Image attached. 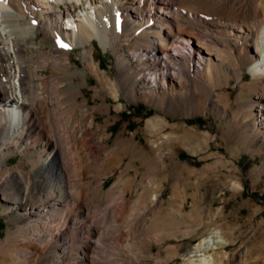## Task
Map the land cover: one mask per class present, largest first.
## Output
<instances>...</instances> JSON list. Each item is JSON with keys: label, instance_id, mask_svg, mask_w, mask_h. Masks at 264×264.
Returning a JSON list of instances; mask_svg holds the SVG:
<instances>
[{"label": "bare ground", "instance_id": "bare-ground-1", "mask_svg": "<svg viewBox=\"0 0 264 264\" xmlns=\"http://www.w3.org/2000/svg\"><path fill=\"white\" fill-rule=\"evenodd\" d=\"M59 2L70 7L84 4L83 17L74 18L68 11L56 12ZM25 16H30L31 22ZM36 29L59 44L43 52L40 64H50L51 58V62L69 65L68 51L79 43L91 46L93 38L103 50L112 51L119 67L115 82L103 72L99 74L92 54L87 65L98 75L100 83L105 84L96 87L95 94L106 92L113 99L119 92H128L124 80L131 70L128 71L130 67L123 60L131 65L146 64L139 87L143 96L156 93L160 96L164 91V98L173 95L175 88L186 90L188 84L205 96H214L209 81L215 75L236 78L241 84L243 61H247L254 76L251 84L242 85L249 92L247 114L254 115L264 130V0H0V60L3 55L6 62H0V112L14 101L21 108L20 112L0 116V130L9 140L3 146L20 143L26 152L39 153L31 163L32 170L38 173L33 180L30 170L3 171L0 181L5 183L1 196L22 217L26 224L22 236L27 241L43 248L53 246L49 264H121L120 249L131 250L136 236L146 241L148 231L131 218L124 231L133 239L124 240L120 223L134 215L125 191L103 192L101 176L84 180L94 173L93 167L101 168L117 149L107 152L108 157L103 161L107 145L97 136L99 127L89 109L85 105L76 109L79 120L73 126L66 110L59 107L56 81L38 85L33 82L35 69L24 63L31 61L30 55L25 54L24 61H20L18 54L25 47L20 36H31ZM130 43L134 48L128 47ZM232 43L237 49L231 48ZM32 89H37L34 91L38 101ZM44 104L43 112H51L44 127L45 138L24 145V136L26 140L33 139L41 130L38 131V126L31 128L34 123L29 118L34 112L28 113L39 111V106ZM102 104L109 115L110 105ZM25 106L28 110L23 112ZM120 106L116 105L115 109ZM26 124L28 128L24 127ZM145 125L153 133L158 126L166 124L160 117H154L146 120ZM34 127L36 132L31 136ZM66 140L75 143L77 151L67 150L63 143ZM163 146V141L153 142L152 149L160 150ZM155 156L158 164L163 162L160 152ZM148 192L142 205L143 221L148 208L160 201L157 195L154 199L149 197ZM130 207L131 214L127 216L125 211ZM107 224L115 226L109 234ZM201 249L197 245L190 252ZM19 252L26 260L35 254L32 246L26 245ZM194 262L190 263L211 264L206 257Z\"/></svg>", "mask_w": 264, "mask_h": 264}, {"label": "rangeland", "instance_id": "rangeland-1", "mask_svg": "<svg viewBox=\"0 0 264 264\" xmlns=\"http://www.w3.org/2000/svg\"><path fill=\"white\" fill-rule=\"evenodd\" d=\"M83 8L84 4L70 7L59 2L55 11H68L76 18L83 17ZM25 18L31 22L30 16ZM20 38L25 47H21L18 59L22 61L25 54L30 55L31 61L24 63L35 69L33 82L38 85L56 81L59 107L66 110L73 126L79 120L76 109L84 105L89 109L99 127L97 136L107 145L103 161L108 157L107 152L117 149L101 168L96 171L93 167L94 173L84 180L101 176L103 192L125 191L134 215L120 223L123 234L127 233L124 230L133 218L148 231L146 241L136 236L131 250L120 249L121 264H191L204 257L211 264H264V130L254 115L247 114L249 92L242 85L254 81L247 61H243L241 84L236 78L215 75L209 81L214 96H205L188 84L186 90L175 88L173 95L164 98V91L160 96L158 93L143 96L139 87L140 77L146 72L144 62L131 65L123 60L130 67L128 71L131 70L124 80L128 92H119L118 99H113L106 92L95 94V88L105 84L100 83L98 75L87 65L90 54L99 67V74L103 72L115 82L119 73L117 56L103 50L96 38L91 39V46L79 43L72 47L66 66L51 62V58L50 64H40L43 52L59 44L44 37L38 29L31 36ZM130 45L126 47L134 48L133 43ZM236 47L235 43L231 44L232 49ZM3 57L0 62L6 63ZM34 90L37 92V89L32 92L38 101ZM78 90L82 93L78 94ZM102 103L110 105L109 115ZM116 105H121L118 110ZM39 108L28 114L34 112L29 120L41 130L33 139L24 138V145H33L41 137L45 138L44 127L51 112H43L45 104ZM154 117H160L166 125L150 133L145 124ZM7 137L0 130V178L10 168L30 170L33 180L38 173L32 170L31 163L39 153L26 152L20 143L3 146L9 143ZM162 141L165 146L152 149L153 142ZM63 143L67 150L77 151L72 141ZM158 152L164 157L160 164L155 156ZM4 183L0 181V264H49L53 246L43 248L22 236L26 233V224L16 208L1 196ZM147 192L153 199L157 195L160 201L148 208L143 221L142 205ZM129 210L125 215L131 214L132 208ZM106 226L107 234L115 227ZM162 226L165 228L161 229ZM126 233L122 235L124 240L133 239ZM25 245L35 251L28 260L19 252ZM197 245L202 249L191 254Z\"/></svg>", "mask_w": 264, "mask_h": 264}, {"label": "snow or ice", "instance_id": "snow-or-ice-1", "mask_svg": "<svg viewBox=\"0 0 264 264\" xmlns=\"http://www.w3.org/2000/svg\"><path fill=\"white\" fill-rule=\"evenodd\" d=\"M63 46V45H62Z\"/></svg>", "mask_w": 264, "mask_h": 264}]
</instances>
